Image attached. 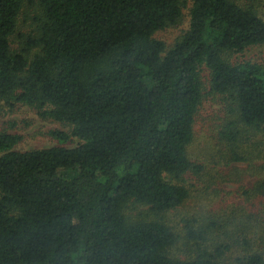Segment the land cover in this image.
<instances>
[{"label": "trees", "instance_id": "trees-1", "mask_svg": "<svg viewBox=\"0 0 264 264\" xmlns=\"http://www.w3.org/2000/svg\"><path fill=\"white\" fill-rule=\"evenodd\" d=\"M184 6L0 0V102L68 125L49 132L61 143L78 139L20 151V136L0 131V264H221L240 237L250 251L238 263L264 264L262 218L235 224L239 234L188 225L195 250L184 258L171 253L178 233L160 218L186 199L182 177L199 168L187 146L202 67L225 108L218 136L229 159L258 158L241 142L264 129V64L230 59L264 43L253 0H191L189 28L167 47L154 33L178 24ZM250 192L264 194V179Z\"/></svg>", "mask_w": 264, "mask_h": 264}, {"label": "rangeland", "instance_id": "rangeland-1", "mask_svg": "<svg viewBox=\"0 0 264 264\" xmlns=\"http://www.w3.org/2000/svg\"><path fill=\"white\" fill-rule=\"evenodd\" d=\"M182 16L178 24L169 26L154 33L167 47L189 28V7L191 0H184ZM258 13L264 19V0H253ZM20 16L19 29H30V14ZM231 61H250L264 64V43L252 45L241 52L231 55ZM203 82V98L196 113L193 138L187 146V156L198 165L196 171H188L182 177L181 183L188 191L186 199L176 208L160 215L168 226L178 233V239L171 248V253L184 258L194 254L195 240L186 238L185 227L190 225L197 229L204 226L212 234L220 235L224 229L229 233L241 230L234 225L253 227V218L264 220V194L251 193V186L255 181L264 179V129L253 133L244 129V136L254 134L252 142H241L251 148V155H259L252 161L233 162L229 159L228 147L218 136L220 126L224 121L225 108L218 95L209 92V73L205 67L201 68ZM59 130L70 132V127L64 123L41 118L34 108L21 103L8 107L0 102V131L20 136L15 150H28L49 146H74L78 139L70 135L65 142H60L49 132ZM259 168V169H258ZM258 195V196H257ZM248 217V220L245 219ZM217 232V233H216ZM242 237L236 242L227 243L234 248L222 252L221 264H239L241 258L250 249L242 243ZM238 256V257H237Z\"/></svg>", "mask_w": 264, "mask_h": 264}]
</instances>
